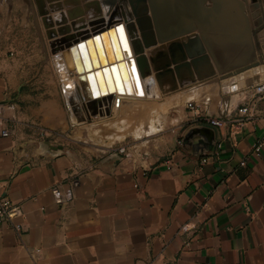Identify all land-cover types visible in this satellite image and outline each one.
<instances>
[{
	"label": "crops",
	"instance_id": "obj_1",
	"mask_svg": "<svg viewBox=\"0 0 264 264\" xmlns=\"http://www.w3.org/2000/svg\"><path fill=\"white\" fill-rule=\"evenodd\" d=\"M204 6L210 5L159 2L162 50L168 53L170 40L197 35L209 61L182 69L180 79L161 78L166 129L156 149L137 161L112 147L100 154L76 148L67 95L80 116L86 110L76 88L63 91L59 52L42 48L39 58L38 48H20L17 23L28 17L23 0H0V194L23 211L0 222V264H264V97L253 93L264 83V61L255 66L256 45L240 41L234 9L219 6L205 17ZM256 8L264 25V0L246 12ZM67 77L76 84L75 73ZM188 101L196 111L186 108ZM244 105L251 118L230 136ZM207 116L226 125L212 126ZM193 129L194 142L208 130L211 150L177 144ZM41 140L61 145L62 153H46ZM256 140L259 156L252 152ZM75 179L72 199L56 204L50 187Z\"/></svg>",
	"mask_w": 264,
	"mask_h": 264
},
{
	"label": "water",
	"instance_id": "obj_2",
	"mask_svg": "<svg viewBox=\"0 0 264 264\" xmlns=\"http://www.w3.org/2000/svg\"><path fill=\"white\" fill-rule=\"evenodd\" d=\"M80 2H82V6H79ZM159 2L160 0H34L37 12L41 16L44 26L48 27L46 32L47 37L54 44H51V46L53 48L55 46L57 51L65 47L61 53L66 67L69 70L76 68L77 72H80L79 79L85 99L86 116L78 114L70 95L65 99V106L67 108L70 107V111L76 116L75 118L78 122L84 120L90 122L91 116H96L97 114L102 116L103 113L110 115L112 113L113 90L109 86L108 78L111 77L116 85H118L117 80L119 77L125 79L126 71L125 69L123 70L124 64L127 70H130V66L134 67L135 63L140 76L142 78L149 77L145 80V90L149 93V88L154 89V85H157L162 90L160 84L162 77L170 76L171 78L177 77L180 79L182 69H188L191 66L196 68L198 63H207L209 61V57L197 35L186 36L185 39L181 40H170L171 42H169L166 50L168 53L158 46L167 40L161 38L158 34ZM202 2L210 5L209 7L204 6L202 8L205 17L207 15L211 17V14L219 6L231 7L235 10L236 16L240 19L242 26L241 33L239 34L243 35L240 41L244 43L251 42L252 44L254 42L260 54V58L256 60L255 66L261 64L264 61V25L262 24V18L259 17L260 11L259 8H256L251 11L250 15L246 12L247 5L248 7L250 5L258 7V0H201ZM147 3L149 7H147ZM67 6H71V8L65 10L67 17H64L61 11ZM102 11H105L106 16H104ZM51 13H54V17L50 15ZM85 15L89 17L88 26L90 30L74 29L71 32L70 28L75 27L76 23H84ZM249 18L253 19V21L250 22ZM256 18L257 20H254ZM68 19L70 20V24L67 23ZM123 22L131 38L134 57L131 56L128 48H124L122 43L124 35L122 34ZM250 23H252L253 28ZM54 25L57 28H53ZM199 32L202 33L205 30H199ZM78 37H80V41L77 39ZM108 37L110 39L115 38V41L117 37L119 42L121 41L120 48L118 45L116 48L113 42L112 52H108L106 44ZM91 41L94 44L100 62V68H95V65L91 62L93 70L91 68L86 69L85 57L88 58V55L85 53L86 56H84V52L82 51L85 44ZM101 48H103L105 56L100 52L99 49ZM150 48L152 50L149 51ZM146 49H148L147 54L144 52ZM74 50L80 52L81 60L78 59V62H75L73 65L72 53ZM88 54L91 56L89 51ZM98 72L103 73L107 85L106 91H103L102 88L98 90L96 86L94 88L93 84L91 85L90 76L93 78V75L96 76ZM151 72L153 73L152 76H150ZM85 77L88 79L89 88L85 83ZM176 88L177 86L174 85L168 91ZM194 131L195 129L187 132L182 139V145L191 146L197 152L200 150H211L212 140L208 138V130L204 129L206 135H203V139L201 138L196 142L193 141ZM39 144L46 153L51 155L60 154L63 151L61 145H55L46 140H41ZM117 155L114 153L111 157H117Z\"/></svg>",
	"mask_w": 264,
	"mask_h": 264
},
{
	"label": "rangeland",
	"instance_id": "obj_3",
	"mask_svg": "<svg viewBox=\"0 0 264 264\" xmlns=\"http://www.w3.org/2000/svg\"><path fill=\"white\" fill-rule=\"evenodd\" d=\"M79 6H82V2ZM67 8H71V6L64 7L61 11L64 17H67L65 12ZM23 11L28 13V17L24 18L22 26L17 23V34H21V38L18 37L17 40L18 46L22 49L27 48L28 51L25 52H30V48H38L39 58H43L42 52L44 50L42 48L50 49L51 44H53V41L47 37L48 27L44 26L34 0H23ZM50 15L54 17V13ZM35 17H38V20L35 21ZM84 17L85 20L89 18L87 15ZM67 23L70 24L69 19ZM53 28H57V26L54 25ZM49 56L47 54L45 61L49 59ZM29 57L31 59L37 58L34 54ZM60 80L61 78L59 82ZM158 89V87L156 91L150 89L151 91L148 94L143 92L142 98L135 100L118 98V102L121 104L120 107L112 104L110 115L103 113L102 116L99 114L91 116L90 122L86 120L78 122L70 108H67V111L70 112H68L69 118L73 124L71 136L79 141L77 143L79 146L76 148L88 151V153L100 154L102 150L106 151L107 147L116 148L123 145L131 153V159L145 160L150 151L156 149L157 140L166 129V115H168L167 111L169 110L161 105L164 96L160 92L161 90Z\"/></svg>",
	"mask_w": 264,
	"mask_h": 264
},
{
	"label": "bare ground",
	"instance_id": "obj_4",
	"mask_svg": "<svg viewBox=\"0 0 264 264\" xmlns=\"http://www.w3.org/2000/svg\"><path fill=\"white\" fill-rule=\"evenodd\" d=\"M103 13H104V16H106L105 11ZM75 22H78V21H75ZM83 22L84 23H76L75 24L76 26L73 27V28H70V31L72 32L74 29H76V30L77 29L90 30V27L88 26V20H85ZM122 34H124L123 37H122L123 38L122 39V43H123L124 48H126V49L128 48L129 53L131 54L132 57H134L133 49H132V46H131V40H130L131 38L128 35V32L126 30V27H125V23L124 22L122 24ZM137 34H139V32H137ZM107 39H106V44H107L108 52H112V43L113 42H114V45H115L116 48H117V45H118V47L120 46V42L121 41L119 42V40H118L117 37H116V41H115V38L110 39L108 37ZM63 49H65V47L61 48L58 52H59L60 58H62L61 60H63V63H64V58H63L62 53H61V51ZM101 49H99L100 52H102L104 54V56H105V53L103 51V48H101ZM150 50H152V49L150 48L149 51ZM82 51L84 52V56H86L85 53H87V55H88V58L85 57L86 65H87L86 66V69L87 68L88 69L91 68L93 70L94 68L92 66V63L95 65V68H100V62L98 60V55H97V52L95 50V47H94V44H93L92 41L89 42L88 44H85V47L82 48ZM88 51L90 52V55L91 56H89ZM144 52H145V54H147L148 49H146ZM78 59L81 60L80 52L79 51L77 52V51L74 50L73 53H72V62L74 60L73 65H74L75 62H78ZM105 60H106V57H105ZM62 65L64 67L62 68V66H60V68H59L58 71H59L60 78H61L60 81L63 83V89H64L63 91H65V94H67V93L71 92L72 88L74 90L77 89L76 91H78L81 100H83L85 102V99H84V96H83V91H82V84H81L80 79H79L80 72H77L76 68H74L73 70H69L66 67L65 63L62 64ZM124 69L126 71V73H125L126 74V77H125V79H121V77H119V79L117 80V82H118L117 84L118 85L115 84L114 80L111 77L108 78L109 86L113 90L112 91V95H113V97H112V104H115V105H116V103L118 101V98H120L122 100L123 99H130V100L132 99V100H135V99H138V98H142L143 92H145V94H148L146 92V90H145V80L146 79L145 78H142L140 76L139 71L137 70V67L135 66V63H134V67H131L130 66V70H127V67L124 64L123 70ZM68 73H75L76 74V79H75L76 80V84L74 83V80L72 78L67 77V74ZM84 74H86V73L84 72ZM90 79H91V85L93 84V87L94 88L96 86L98 90H99V88L100 89L102 88L103 91H106L107 90V85H106V82H105V79L103 77V73L102 72H98V74L96 76L93 75V78H92V76H90ZM85 81H86L85 83H86L87 87L89 88V84H88L87 77H85ZM153 90L154 89H152V91ZM90 94H91V92H90ZM68 95H67V97H68ZM119 105L120 104L118 102V106ZM112 138H113V136H112Z\"/></svg>",
	"mask_w": 264,
	"mask_h": 264
},
{
	"label": "built area",
	"instance_id": "obj_5",
	"mask_svg": "<svg viewBox=\"0 0 264 264\" xmlns=\"http://www.w3.org/2000/svg\"><path fill=\"white\" fill-rule=\"evenodd\" d=\"M253 93L256 95H261L264 97V83H261L259 85L254 86L253 88ZM186 108L191 111H196L197 105L193 101H188L186 103ZM2 111H3V106L0 104V117L2 116ZM237 113L240 115L238 119L235 121L231 122L230 125V132L229 135L232 136L240 126H242L246 121H248L251 118V110L250 107L247 105H244L240 108L237 109ZM206 122L212 126L216 127H224L226 125V121L222 118H217V117H206ZM42 135H47L46 131L41 132ZM8 131L7 130H2L1 131V136H7ZM177 144L181 145L182 140L181 138L177 139ZM220 144H218V147ZM262 147V140H256L252 144V152L255 156H259L260 149ZM113 148V147H112ZM117 153L122 155L124 158H130L131 153L127 150V148L123 145L116 147ZM206 159L203 158L202 162H205ZM241 166H244L246 164L245 160L240 161L239 163ZM78 181L75 179L71 182V185L65 188H61L59 185H53L50 187V192L53 196L54 202L56 204H63L69 200L72 199L73 197V187L76 186ZM2 185L0 182V189ZM23 211L20 207V205L11 202L5 195L0 194V222L3 220H11L14 218H19L22 217ZM16 229H18V226H15ZM191 227L189 223H185L182 225V230L187 231ZM38 251V250H36Z\"/></svg>",
	"mask_w": 264,
	"mask_h": 264
}]
</instances>
